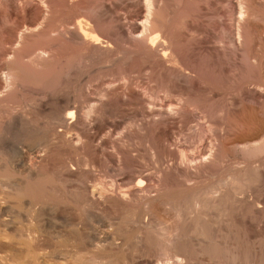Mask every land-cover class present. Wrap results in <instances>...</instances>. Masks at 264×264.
<instances>
[{"label":"bare ground","instance_id":"1","mask_svg":"<svg viewBox=\"0 0 264 264\" xmlns=\"http://www.w3.org/2000/svg\"><path fill=\"white\" fill-rule=\"evenodd\" d=\"M156 1L145 3L142 20L131 33L126 31L131 43L122 49L124 45L118 46L103 22L85 13V0H0V17L8 9L14 12L10 23L12 11L4 15L7 23L0 22L7 24L0 27V35L10 36L4 43L0 40L4 48L0 108L27 84L43 94V99L27 106L44 114L49 127L33 125L27 116L13 111L12 129L0 135V264H141V258L152 257L154 251L163 256L161 263L154 264H204L218 255L233 264L246 254L263 258L264 247L249 246L242 225L217 228L212 212L206 210H224L229 198L246 204L261 220L257 235L264 242V82L230 92L205 80L200 70L187 65L177 39L167 29L171 17L162 16ZM240 8L234 34L238 49L245 43V14L249 15ZM51 35L52 46L28 52L29 44ZM262 38L257 33L253 49L260 48ZM261 59L254 53L251 60L259 66ZM137 60L148 67V82L141 92L130 72ZM89 63L105 81L96 90L97 102L83 107L79 94L89 92L93 84L85 78ZM37 71H60L65 93H47L46 75L43 78ZM112 101L139 117L128 126L126 137L123 133L114 142L104 136ZM197 118L211 134L209 150L202 154L205 147L202 152L193 149L190 155L181 149L179 154L175 151L179 134ZM235 129L241 132L236 134ZM197 132L203 143L205 132ZM134 134L147 136L160 173L157 180L142 171L145 149L140 150ZM18 145L35 148L38 155L27 164ZM81 157L89 170L82 169ZM230 159L242 167L228 171ZM100 167L112 169L109 184L90 171ZM252 175L256 188L235 189ZM44 215L61 225L48 241L41 226ZM22 218L27 220L24 226ZM216 232H221L219 241ZM149 261L144 264H152Z\"/></svg>","mask_w":264,"mask_h":264},{"label":"rangeland","instance_id":"2","mask_svg":"<svg viewBox=\"0 0 264 264\" xmlns=\"http://www.w3.org/2000/svg\"><path fill=\"white\" fill-rule=\"evenodd\" d=\"M148 1L151 0H85L83 10L85 11V13H87V15L96 19L98 18L97 20L103 22L102 24L105 26L108 35L111 38L114 37L113 39L116 38L115 41H117V44L119 43L118 46L120 45L119 47H121V45H124L122 48L124 49V47H128L130 45L131 42L129 41H131L130 33L132 27L136 26L137 23L142 20L143 14L145 13L144 5ZM156 2H159L161 4L162 16L166 18H168V16L171 17L170 20H167V29L174 36V38L177 39V47L181 52L184 53V59L187 65L191 66L193 69L195 68L197 71L200 70L199 72L201 76L205 78V80L209 79L210 82L212 81L215 83L214 85V83L211 82L214 86L218 88L221 87L223 89H229L227 91L230 92L237 90V88H241L240 86H243L247 83L250 84L254 82H264V0H157ZM241 6L244 7L243 10H245L246 12L248 10L247 13H249V15L245 14V18L246 15L248 17V20L246 22L247 25L245 24V28H243L245 33V43L242 49H238L234 44V34L236 32L237 27L236 19L240 13ZM8 10H5L6 12H3L4 14L1 13L2 16L0 17V22H2L1 20H4V23L8 18V21L13 19V10ZM9 12H11L12 14ZM5 13L9 14L6 15ZM4 15H10L11 17L8 16V18H6V16L4 17ZM8 21H6V23ZM11 21H9V23ZM3 23H0L2 25H0V27L4 26L5 23ZM5 26H7V24ZM127 30H129L128 32H130L128 34L130 38L126 34ZM256 32L262 34L263 38L259 39L258 41L260 44V48L253 49L254 47L252 46L254 44V37L256 38L257 35ZM3 35H0V40L2 41H0L1 43L10 40L9 35ZM49 37L48 39L36 41L35 43L29 44L30 46L28 48L30 50L28 52L33 50V48H48L52 46L50 40H53V36L51 35V39H49ZM126 42H129V44L127 43V45ZM0 47V51L4 50L2 46ZM254 53L258 57H262V62L259 64V66L258 64H254L251 60ZM34 55L33 57L38 56ZM138 60L137 64H134L136 63L135 59L134 63H132V65L134 66L131 67L132 69H129L131 70L130 72L133 71L131 75L134 76L133 80L135 79L134 82H137L138 84L137 89L139 92H141L142 88L146 85L145 82H148V67L145 62L142 63L143 61L140 60L139 62ZM89 64H87L88 67L85 70V78L86 80L93 82V84L91 85L89 92H87L86 90H82L79 94L80 103L82 102L83 107H88V105H90L92 102H97V96L95 95V93L97 92L96 90H100L101 88H103V82L105 81H103V78H100V74L97 73L96 68L92 67L93 64ZM32 72L33 71L31 70V73ZM39 72L38 75L41 74L43 78H45L46 75L45 79L47 80V85L44 87H46L47 93H62L63 90L66 91L65 89L67 87H65L62 83V85L60 84V71L54 73L52 71H45L46 73L43 72V74L41 73L42 71ZM29 77L31 78V76ZM235 83L238 84L235 85ZM32 91L34 92L35 90L29 88L27 84L24 85L22 89H19V93H17L16 97L11 101L10 104L0 108V135L6 136L12 129V125L9 121V114L13 111H18L19 113H22L27 116L29 118V121L31 120L30 122H32L33 125H38L42 127L45 125V127L49 128L48 118L44 116V114L34 113L33 111H31L30 107L27 106L28 104H31L34 101H38V99H43L42 92L38 90V95L37 91L34 92L37 94H34ZM243 96L244 95H242V97ZM247 99L248 98H245V96L243 97V100L245 102H249ZM107 108L108 110L106 109L107 113L105 118H109L108 124L110 126L107 125L105 127L106 130L104 132V136L108 141L112 139L113 141L111 140L110 142H114L117 141V139L121 138V134L123 133L125 135L123 134L122 138L126 137V134L128 133L127 129L129 128L128 126H132L133 124H135L139 117L138 115L136 116L133 111L130 112V109H128L127 107L119 105V103H117L116 101H112ZM114 117L118 118L115 120ZM113 118L114 122H116L114 125L111 126L110 122H112ZM194 122L195 123L191 124L192 127L190 126V124L185 128L183 127L181 135L179 134V136H182L180 137V139L178 138V143H180V146L176 147L178 148L177 150L175 149L176 152L180 150L178 152L179 154L183 150L182 152H184L185 154L190 153L191 155L192 153H194L193 149H195V152H197L199 148L202 152L204 150V147L205 150L202 152V154L207 153L206 151L209 150L208 145L212 142V138L211 134L208 132V128L205 125L203 126V124H201L202 121L200 118H197V120L195 119ZM196 125L198 126L197 128H195ZM189 127L192 130H188ZM217 128L220 130L219 126H217ZM200 129L205 132L203 143L199 142L197 136L200 133V131L199 133L197 131ZM234 131H236V134L241 132L237 131L236 129ZM234 131L231 132L233 135H235ZM244 132L248 133L250 131L244 130ZM134 135L135 140L133 139V136H131V140H134L136 143L138 141L137 144H140V150H146L141 151L143 153V156L145 155V158H143L142 163L140 161L137 162H140L142 165L144 164L142 171L145 175H148L150 177V180H157L160 176V173H158L157 171L155 161L151 159L150 149H148V146L150 145L148 144L147 136L143 135L141 137V135ZM135 137H137V140ZM144 141H146L147 144ZM18 146L25 151L23 152V157L27 164L29 163V159L33 160V158L38 155V150L35 148L26 147V149H24L25 147L22 148L21 145ZM108 149L109 148H107V153L110 154L111 149ZM84 160L85 158L81 157L79 163L81 164L82 169L85 170V168H87L86 170H89L90 167L88 168L84 167L85 165L83 166V163L85 162ZM237 165V161H233L230 159L228 160V163L226 164L225 168H227V170L229 169L228 171H231L230 169H232V171H237L238 169H240V167H242L241 165ZM14 167L18 171H24V168L20 164H15ZM100 168H92L90 169V171L93 173L94 178L109 184L111 181L110 177H113L114 175L112 169L109 170L106 168V170L104 171L102 170L104 169V167L101 169ZM24 174L26 175V172H24ZM254 176L255 175H252V179L248 181H241L242 183L238 182L235 186V189H237V191L245 192L247 190H252L256 188L257 182ZM206 211L210 213L212 212L211 214L215 220V225L217 226V228L220 227L222 224H225L226 226H228V228H232V226L235 224L242 225L245 230L246 237L248 238L249 246H255V244L261 243L260 245L264 247V242H259L261 238L257 235V226L259 225L261 220L253 214V211L249 207H247L246 204L239 205L235 203L234 199L229 198L224 210L221 211L217 209H207ZM47 216L48 215H44L42 217L43 220L41 222L43 231H46L44 232V235H46L44 236L45 241H48L49 238L53 236V234H55L61 226L56 220L51 219V217L46 218ZM220 217L223 218V222L219 221ZM237 220L239 221V223H237ZM23 223L24 225L27 224V220L25 218H22V226H24ZM43 225L45 226L43 227ZM102 230L105 231L107 229L103 228ZM219 234H221V232H216V237L218 241L222 239L221 237H219ZM231 238L232 237L230 236V239ZM149 248L154 249L153 246H149ZM154 252L155 253H153L152 257L147 256L141 259L144 262L150 260L149 263L152 262V264L156 262L161 263L163 259L162 252ZM224 260L225 259L222 258L221 255H218L212 260H206L204 264H233ZM144 262L141 264H144ZM193 264L200 263L193 262ZM235 264H264V256L262 259L257 260L251 257V255L246 254L242 256L241 259Z\"/></svg>","mask_w":264,"mask_h":264}]
</instances>
